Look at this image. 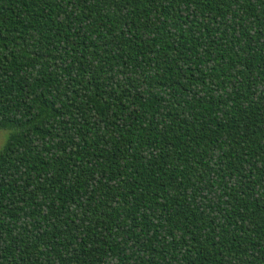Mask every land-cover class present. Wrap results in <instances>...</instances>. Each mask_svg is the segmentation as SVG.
Returning <instances> with one entry per match:
<instances>
[{
  "label": "trees",
  "instance_id": "1",
  "mask_svg": "<svg viewBox=\"0 0 264 264\" xmlns=\"http://www.w3.org/2000/svg\"><path fill=\"white\" fill-rule=\"evenodd\" d=\"M0 264H264V0H0Z\"/></svg>",
  "mask_w": 264,
  "mask_h": 264
},
{
  "label": "rangeland",
  "instance_id": "2",
  "mask_svg": "<svg viewBox=\"0 0 264 264\" xmlns=\"http://www.w3.org/2000/svg\"><path fill=\"white\" fill-rule=\"evenodd\" d=\"M8 135V130H0V149L3 147Z\"/></svg>",
  "mask_w": 264,
  "mask_h": 264
}]
</instances>
